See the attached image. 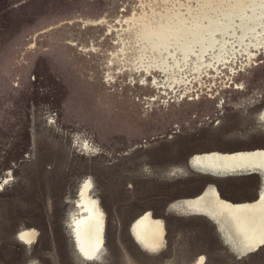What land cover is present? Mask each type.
Returning <instances> with one entry per match:
<instances>
[{"label": "rangeland", "instance_id": "1", "mask_svg": "<svg viewBox=\"0 0 264 264\" xmlns=\"http://www.w3.org/2000/svg\"><path fill=\"white\" fill-rule=\"evenodd\" d=\"M156 6L0 0V264H264V245L240 252L207 216L171 207L209 183L230 201L256 199L259 176L205 173L188 161L264 149V54L213 98L178 99L142 72H119L122 18ZM85 188L105 212L93 251L73 229ZM145 211L163 219L160 249L133 236ZM23 230L36 231L32 243Z\"/></svg>", "mask_w": 264, "mask_h": 264}, {"label": "bare ground", "instance_id": "2", "mask_svg": "<svg viewBox=\"0 0 264 264\" xmlns=\"http://www.w3.org/2000/svg\"><path fill=\"white\" fill-rule=\"evenodd\" d=\"M151 2L161 6L140 7L139 12L122 18L127 27L117 36L119 48L115 53L120 63L127 66L119 72L129 69L138 76L142 72L144 80L149 76L157 89L170 91L178 99H190L199 96L205 80L202 78L208 73H212V85L216 77L224 75L223 70L228 72L225 80H230L229 75L250 67L264 54V0ZM189 162L205 173H247L249 167L264 169V149L207 151L192 155ZM259 192L254 201L232 202L209 183L198 195L177 200L171 207L210 215L235 249L251 253L264 245V180ZM80 197L79 214L73 219L74 234L79 245L93 251L102 245L105 212L86 188ZM130 227L143 247L156 250L164 246L163 220L153 217L150 211L136 217ZM19 236L32 243L36 231L23 230ZM201 263L202 258L196 264Z\"/></svg>", "mask_w": 264, "mask_h": 264}, {"label": "flooded vegetation", "instance_id": "3", "mask_svg": "<svg viewBox=\"0 0 264 264\" xmlns=\"http://www.w3.org/2000/svg\"><path fill=\"white\" fill-rule=\"evenodd\" d=\"M240 71H242V70H240ZM239 70L236 72V73H234L233 75H237V73H239L240 72ZM223 72H224V75H222L221 76V78L219 79V81H216V80H214V82H215V84L214 85H212V83L213 82H210V80H208V84L207 83H203L202 85V89H200V90H198V92H199V96L200 95H202V94H208V95H210V97H212L213 98V96L214 95H217V94H219L220 93V91L223 89V88H225V87H228V85L229 84H231V83H234V81H233V78L232 79H230V80H225L224 79V77L226 76V75H228V72H227V70H223ZM148 77H146V79H147ZM151 80V79H150ZM149 80V81H150ZM206 81V80H205ZM196 86H197V84H195ZM209 86H211V88H210V90H208V88H209ZM153 87H155V86H153ZM208 87V88H207ZM198 96V97H199ZM194 98V97H193ZM193 98H190V99H193ZM195 98H197V97H195ZM189 99V98H188ZM189 99V100H190ZM189 162V161H188ZM189 166H190V162H189ZM191 167V166H190ZM192 168V167H191ZM263 182V181H262ZM261 182V183H262ZM261 186V185H260ZM259 190H260V188H259ZM259 190H258V192H259ZM259 193H258V195H257V197L256 198H258L259 197ZM254 200H256V199H254ZM254 200H251V201H254ZM233 202V201H232ZM151 215L153 216V217H155L152 213H151ZM155 218H157V217H155ZM160 219V218H159ZM162 219V218H161ZM163 220V219H162ZM163 226H164V222H163ZM164 237H165V234H164Z\"/></svg>", "mask_w": 264, "mask_h": 264}, {"label": "water", "instance_id": "4", "mask_svg": "<svg viewBox=\"0 0 264 264\" xmlns=\"http://www.w3.org/2000/svg\"><path fill=\"white\" fill-rule=\"evenodd\" d=\"M193 48L197 49L195 45ZM246 174L259 176L261 182L264 180V169L260 166L249 167V171ZM259 194H260V192H259ZM235 211H237V210H235ZM234 213H236V212H234ZM203 215L210 218L214 222V224L217 226V228L221 231V229L219 228V226L217 225V222L215 221V219L213 217H211L210 215L208 216L206 214H203Z\"/></svg>", "mask_w": 264, "mask_h": 264}]
</instances>
